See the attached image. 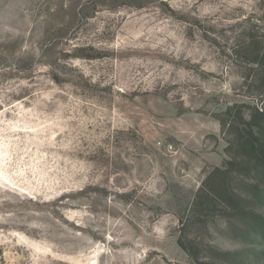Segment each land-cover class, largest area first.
Instances as JSON below:
<instances>
[{
  "label": "rangeland",
  "instance_id": "obj_1",
  "mask_svg": "<svg viewBox=\"0 0 264 264\" xmlns=\"http://www.w3.org/2000/svg\"><path fill=\"white\" fill-rule=\"evenodd\" d=\"M249 33L264 0H0V264H196L181 236L264 264L191 214L228 158L219 115L264 107L234 51Z\"/></svg>",
  "mask_w": 264,
  "mask_h": 264
},
{
  "label": "trees",
  "instance_id": "obj_2",
  "mask_svg": "<svg viewBox=\"0 0 264 264\" xmlns=\"http://www.w3.org/2000/svg\"><path fill=\"white\" fill-rule=\"evenodd\" d=\"M234 51L249 64L246 80L256 85L258 99L264 100V33L260 38L245 35ZM218 119L227 136L228 158L222 167L208 172L195 195L191 214L193 217L204 212L219 214L227 222L226 230L236 238L264 245V214L256 210L264 207V107L234 103ZM235 176L242 177L240 186L234 184ZM179 245L196 264H215L203 260L182 236ZM218 253L221 258L233 257L236 261L244 257L241 252Z\"/></svg>",
  "mask_w": 264,
  "mask_h": 264
}]
</instances>
